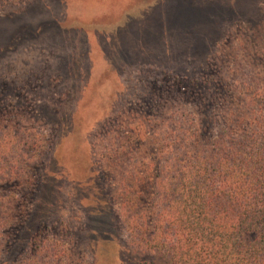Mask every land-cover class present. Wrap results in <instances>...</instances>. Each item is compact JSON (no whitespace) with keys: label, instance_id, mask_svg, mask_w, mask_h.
<instances>
[{"label":"rangeland","instance_id":"1","mask_svg":"<svg viewBox=\"0 0 264 264\" xmlns=\"http://www.w3.org/2000/svg\"><path fill=\"white\" fill-rule=\"evenodd\" d=\"M262 90L264 0H0V264L139 263L109 162L238 139Z\"/></svg>","mask_w":264,"mask_h":264},{"label":"trees","instance_id":"2","mask_svg":"<svg viewBox=\"0 0 264 264\" xmlns=\"http://www.w3.org/2000/svg\"><path fill=\"white\" fill-rule=\"evenodd\" d=\"M248 97L257 110L251 129L238 139L206 136L203 147L199 138L205 136L191 129L187 140L180 136L174 163L154 172L142 160L139 169L117 166L116 157L109 162L125 206L142 207L125 221L136 219L131 235L142 240L133 243L137 264H264V91ZM207 122L208 132L219 123L215 117ZM143 199L149 200L147 208ZM149 214L153 222L147 228L143 220ZM7 220L1 217L0 223ZM39 254L50 258L47 250Z\"/></svg>","mask_w":264,"mask_h":264}]
</instances>
